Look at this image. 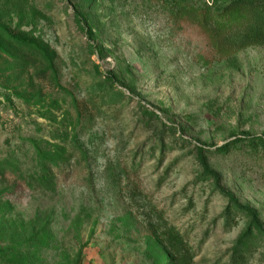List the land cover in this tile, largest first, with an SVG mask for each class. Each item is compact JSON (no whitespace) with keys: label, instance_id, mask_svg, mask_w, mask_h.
Masks as SVG:
<instances>
[{"label":"rangeland","instance_id":"1","mask_svg":"<svg viewBox=\"0 0 264 264\" xmlns=\"http://www.w3.org/2000/svg\"><path fill=\"white\" fill-rule=\"evenodd\" d=\"M212 1L0 0V264H264L262 12Z\"/></svg>","mask_w":264,"mask_h":264},{"label":"trees","instance_id":"2","mask_svg":"<svg viewBox=\"0 0 264 264\" xmlns=\"http://www.w3.org/2000/svg\"><path fill=\"white\" fill-rule=\"evenodd\" d=\"M217 1L218 0H213L211 6H208L206 4L203 5V7L200 9V12L202 14H209V15H211L213 13L215 14L216 12H215L214 8H215V5H216ZM224 2H225L224 4L226 6H225V8H224V10L222 12H218L220 15H227L228 13L231 14V12L235 9V7H239V6L240 7H245L247 9H249V8L255 9V7H256V11H259L257 13H260V12H262V13L259 14L260 15L259 16L260 21L259 22L256 21L257 23L253 25V29L255 31L257 29H259V27L261 29L262 28L264 29V16H263L264 12L262 11V7L263 6H262V4L260 3L259 0H227V1H224ZM253 12L255 13V10H253ZM261 17L263 18V20H261ZM206 20L208 21V19H206ZM208 24H209V21L205 25H208ZM210 28H211V25H210ZM241 30H242L241 28H236V31H241ZM216 35H218V34H216ZM242 36H243L242 33H238L236 35L229 36L227 38V40L229 39L232 42L238 40L237 42H240V40L244 39V37H242Z\"/></svg>","mask_w":264,"mask_h":264}]
</instances>
